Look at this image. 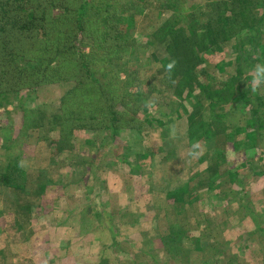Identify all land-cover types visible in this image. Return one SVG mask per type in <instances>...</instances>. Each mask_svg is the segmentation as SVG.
Instances as JSON below:
<instances>
[{"label": "rangeland", "instance_id": "obj_1", "mask_svg": "<svg viewBox=\"0 0 264 264\" xmlns=\"http://www.w3.org/2000/svg\"><path fill=\"white\" fill-rule=\"evenodd\" d=\"M127 1L108 2L120 6ZM161 1L136 3L140 15L129 31L141 42L134 55L128 48L122 53L126 68L139 66L134 88L150 91L147 110L138 113V130L122 128L113 138L107 130L76 129L72 146L60 150L57 131L47 125L26 128V119L32 121L34 114L48 120L59 112L72 87L68 72L59 71L56 79L31 91L13 93L0 109V161L5 164L17 154L27 173L23 190L13 194L12 189H0V264H264V233L259 228L264 223V172L259 173L264 155L260 161L253 150L247 151L244 132L239 131L249 113L243 106L229 109L233 134L207 139L209 155L204 154L210 161L215 146L225 156L213 161L218 172L213 176L209 158L199 161L205 157L199 144L193 151L198 155H190L192 145L184 118L174 112L179 100L172 89L150 79L164 55L163 46L151 36L159 19L154 7ZM207 1L188 0V6L208 9ZM82 43L90 41L79 37L77 45ZM205 58L209 83L220 87L234 74V51L228 46ZM261 63L264 59L257 58L244 72L254 75V66ZM94 71L105 80L101 64ZM202 105L204 121L228 107L209 109L206 100ZM249 159L256 167H248ZM232 172L235 179L227 180ZM212 176L215 185L202 183ZM42 183L45 190L40 193ZM182 188L187 192L183 200L168 199L167 193ZM21 204L46 212L29 214Z\"/></svg>", "mask_w": 264, "mask_h": 264}, {"label": "trees", "instance_id": "obj_2", "mask_svg": "<svg viewBox=\"0 0 264 264\" xmlns=\"http://www.w3.org/2000/svg\"><path fill=\"white\" fill-rule=\"evenodd\" d=\"M108 1L98 0V5L93 6L92 0H0V109L9 103L13 93L31 91L48 79H56L59 71L68 72L72 87L61 99L59 112L51 114L48 120L34 114L32 121L26 119L25 126L47 125L57 131L60 140L55 142L60 150L72 146L70 138L76 129L107 130L113 138L122 128L136 131L141 121L138 113L147 110L150 91L134 88L140 78L139 66L126 68L121 61L126 48L129 55H134L132 50L141 42V37L131 36L129 29L135 16L140 15L136 3L146 0H131L120 6ZM207 5L208 9L202 5L191 9L188 0H164L154 7L159 19L151 36L163 46L164 55L162 66L152 72L150 79L157 78L158 84L172 89L179 100L174 112L185 120V135L192 152L197 149L193 145L199 144L202 154H208L207 139L233 134L227 111L243 106L249 117L239 129L244 132L242 144L247 151L259 155L261 161L264 86L253 93V75L244 71L251 69L257 58L264 59V0H209ZM79 37L90 43L78 46ZM226 46L234 51L235 72L218 87L206 80L205 56L222 52ZM171 59L178 63L169 74L164 66ZM98 63L103 66L100 76L106 81L95 74L94 66ZM203 100L209 109L228 107L220 113L211 112L209 121H204ZM157 123L163 124L160 120ZM213 150L211 161L209 154L199 161L209 158L207 166L215 176L217 161H213L225 160V156L220 146ZM10 156L5 164L0 161V189H12L15 194L24 189L27 173L19 165L18 155ZM247 164L249 168L256 167L252 159ZM263 172L264 167L259 173ZM213 176L202 183L215 185ZM235 177L234 172L229 173L227 180L233 181ZM44 190L42 183L40 193ZM186 193L182 188L167 196L175 202L183 200ZM24 205L20 207H25L29 214L46 212L40 206ZM3 222L0 210V230ZM259 228L264 233V223Z\"/></svg>", "mask_w": 264, "mask_h": 264}, {"label": "clouds", "instance_id": "obj_3", "mask_svg": "<svg viewBox=\"0 0 264 264\" xmlns=\"http://www.w3.org/2000/svg\"><path fill=\"white\" fill-rule=\"evenodd\" d=\"M177 63L178 62L175 59L169 60V62L164 66L165 71L167 73L171 74L173 69H175ZM251 85H252L251 90L253 93H256L258 90L261 89L262 86H264V63L257 64L254 66V75H253L252 80H251ZM148 107L151 108L152 105L149 104ZM198 147H199V145H193L194 149H196ZM190 155L196 156V155H198V153L192 152V153H190Z\"/></svg>", "mask_w": 264, "mask_h": 264}]
</instances>
